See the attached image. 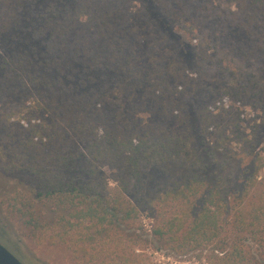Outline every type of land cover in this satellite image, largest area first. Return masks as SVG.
<instances>
[{"label":"trees","instance_id":"trees-1","mask_svg":"<svg viewBox=\"0 0 264 264\" xmlns=\"http://www.w3.org/2000/svg\"><path fill=\"white\" fill-rule=\"evenodd\" d=\"M13 2L0 9V142L19 105L37 118L1 164L31 180L3 193L6 207L33 229L47 209L93 248L141 208L165 209L157 249L214 244L210 263L264 264V114L252 123L194 107L264 102V0ZM76 144L89 181L71 174ZM143 165L158 173L147 191ZM123 252L112 264H141Z\"/></svg>","mask_w":264,"mask_h":264},{"label":"rangeland","instance_id":"rangeland-1","mask_svg":"<svg viewBox=\"0 0 264 264\" xmlns=\"http://www.w3.org/2000/svg\"><path fill=\"white\" fill-rule=\"evenodd\" d=\"M14 4L13 0H0V9L9 10ZM5 32L0 34V42L4 39ZM241 37L233 38V46L239 47ZM5 49L0 48V54H4ZM161 55H158L160 57ZM22 91H18L14 102L21 101ZM135 101H132L134 106ZM199 102L194 103L196 110L201 108L204 112H215L218 108L223 112H229L230 116H245L247 122L257 121L264 114V102L261 105L252 106L250 102L230 101L221 107L218 103H205L201 107ZM214 109V110H213ZM15 110V109H14ZM18 113L9 124L7 133H11L9 143L0 142V244L23 264H112L111 260L121 255L124 251L136 258L141 264H213L210 259L214 252L212 244L209 247H203L201 250L172 252L170 249H157L153 245V231L156 224V218L168 217L165 209H160L152 217L147 211L141 208L137 221L130 222L118 228L111 235V241H105L102 238L98 245L93 248L87 243L76 242V239L85 237L81 232L71 231L70 235L65 237L60 225L53 223L54 215L47 209L38 207V214L42 229H33L25 224V221L13 214L5 205L4 195L11 193L16 186L26 187L31 185V180L21 174H12L7 168H4V159H7L9 149L15 147L24 140L27 120H35L37 115L28 112L19 105ZM226 114V113H224ZM191 125V128H193ZM223 126V124H222ZM227 134V133H225ZM259 148H264L262 140ZM73 151V158L70 159L71 174L79 176L85 181H89L86 169L89 163L85 160L84 150L81 145L76 144ZM3 155L5 157L3 158ZM2 157V158H1ZM221 165V163L219 164ZM227 166V165H225ZM232 164L223 171V178L227 177V184L235 186V177L239 175L241 168ZM104 174V173H102ZM264 176V172L262 173ZM158 178V173L149 166H141L140 179L145 182V190H149L153 182ZM231 178V180H230ZM167 209V208H166ZM169 211V208L167 209ZM157 214V215H156ZM225 236H230V227H226ZM133 235L140 236V241H135ZM64 237L62 240L61 238ZM215 248V247H214ZM227 255L230 256V247H226ZM116 253V255H114ZM216 254V253H215ZM221 256V255H219ZM136 261V262H137Z\"/></svg>","mask_w":264,"mask_h":264},{"label":"water","instance_id":"water-1","mask_svg":"<svg viewBox=\"0 0 264 264\" xmlns=\"http://www.w3.org/2000/svg\"><path fill=\"white\" fill-rule=\"evenodd\" d=\"M0 264H23L0 244Z\"/></svg>","mask_w":264,"mask_h":264}]
</instances>
